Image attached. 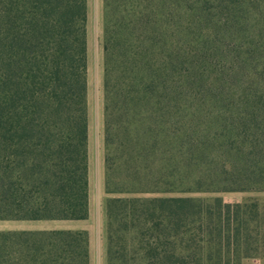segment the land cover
<instances>
[{"label": "trees", "instance_id": "16d2710c", "mask_svg": "<svg viewBox=\"0 0 264 264\" xmlns=\"http://www.w3.org/2000/svg\"><path fill=\"white\" fill-rule=\"evenodd\" d=\"M255 2L264 23V0H103L106 264L264 262ZM87 23V0H0V221L89 218ZM0 264H91L89 232L0 230Z\"/></svg>", "mask_w": 264, "mask_h": 264}, {"label": "rangeland", "instance_id": "374dc122", "mask_svg": "<svg viewBox=\"0 0 264 264\" xmlns=\"http://www.w3.org/2000/svg\"><path fill=\"white\" fill-rule=\"evenodd\" d=\"M88 3V23H87V44H88V112H89V166L92 173V178L96 176L99 161L104 157L103 144V54H102V38H103V0H87ZM193 3L191 1L185 3L186 12H190ZM253 14H247L246 21L243 25L245 29L257 26V30L263 23V18L260 16V6L255 2L250 7ZM261 18V19H260ZM264 24V23H263ZM263 39V38H262ZM260 45V39L254 42ZM264 45V41H262ZM253 55L258 56V51L253 50ZM260 68V67H259ZM259 76V77H258ZM249 83H258L257 88H264V75L259 73V70L251 74ZM246 84V83H245ZM256 88V85H252ZM187 128L192 126L193 122L187 117ZM194 120V119H193ZM198 125L195 122L196 128ZM199 135H194L193 140H198ZM184 153V148L181 151ZM215 154V152H214ZM216 155V154H215ZM213 155L212 157H214ZM197 157V152L194 153ZM193 168V167H192ZM186 170V167L181 166V171ZM194 172V171H193ZM195 173V172H194ZM192 173V175H194ZM191 185L188 181L183 187L187 188ZM174 195L195 196V197H216L223 198L225 202L236 203L241 202L247 197L263 196L255 192H226V193H197V192H181ZM105 198V201H104ZM106 198L104 192H98L96 184H92V218L87 223L69 222V221H0V230H37V229H75L82 225L89 226L92 231V248H91V264H106V244L103 240L106 237ZM105 215L104 231H103V216ZM258 260L249 259L244 261V264H258ZM262 262V263H261ZM259 264H264L261 261Z\"/></svg>", "mask_w": 264, "mask_h": 264}, {"label": "crops", "instance_id": "0c3cea01", "mask_svg": "<svg viewBox=\"0 0 264 264\" xmlns=\"http://www.w3.org/2000/svg\"><path fill=\"white\" fill-rule=\"evenodd\" d=\"M93 183L96 184V187L98 189V192H101L102 193L103 192V189H104V166H103V157H101V159L99 161L98 170H97L96 176H94V179L92 178V173H91L90 166H89V218L87 220H84V221H69V222L87 223L93 217L92 216V207H93V201H92V184ZM104 201H105V198H104ZM104 219H105V215L103 216V222H102L103 231H104V223H105V220ZM68 229H70V228H68ZM76 229L87 230L89 232V235H90V254H91V248H92V242H93L91 228L89 226L82 225V227H78V228H75L73 230H76ZM37 230H40V229H37ZM103 240H104V243L106 244V237L104 238V235H103ZM258 261H259L258 262V264H259L261 261L260 260H258Z\"/></svg>", "mask_w": 264, "mask_h": 264}]
</instances>
